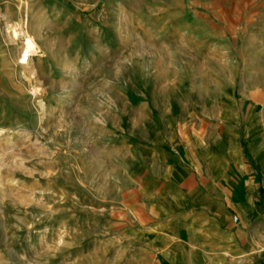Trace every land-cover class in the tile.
I'll list each match as a JSON object with an SVG mask.
<instances>
[{"label": "rangeland", "instance_id": "1", "mask_svg": "<svg viewBox=\"0 0 264 264\" xmlns=\"http://www.w3.org/2000/svg\"><path fill=\"white\" fill-rule=\"evenodd\" d=\"M226 90L264 132V0H0V264H124L134 146Z\"/></svg>", "mask_w": 264, "mask_h": 264}, {"label": "crops", "instance_id": "2", "mask_svg": "<svg viewBox=\"0 0 264 264\" xmlns=\"http://www.w3.org/2000/svg\"><path fill=\"white\" fill-rule=\"evenodd\" d=\"M201 100L165 108L156 134L134 146L140 171L111 224L112 241H124V264H264L256 107L231 90Z\"/></svg>", "mask_w": 264, "mask_h": 264}, {"label": "bare ground", "instance_id": "3", "mask_svg": "<svg viewBox=\"0 0 264 264\" xmlns=\"http://www.w3.org/2000/svg\"><path fill=\"white\" fill-rule=\"evenodd\" d=\"M19 36H20V33L17 30H15L13 32V42H15L16 40H19ZM23 44H24L23 51L20 52V54H18L20 55L18 59L27 64L29 62L30 56L33 54L34 50L36 49V42L34 39H29Z\"/></svg>", "mask_w": 264, "mask_h": 264}]
</instances>
